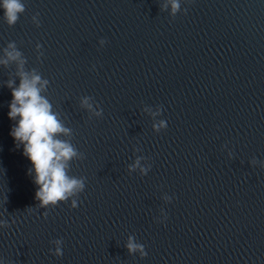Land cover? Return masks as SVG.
Returning <instances> with one entry per match:
<instances>
[{"label":"water","instance_id":"water-1","mask_svg":"<svg viewBox=\"0 0 264 264\" xmlns=\"http://www.w3.org/2000/svg\"><path fill=\"white\" fill-rule=\"evenodd\" d=\"M22 2L13 26L0 10V61L21 53L0 63V264H264V0ZM20 71L83 153L76 208L37 207L9 135Z\"/></svg>","mask_w":264,"mask_h":264},{"label":"clouds","instance_id":"clouds-1","mask_svg":"<svg viewBox=\"0 0 264 264\" xmlns=\"http://www.w3.org/2000/svg\"><path fill=\"white\" fill-rule=\"evenodd\" d=\"M0 10L2 18L9 25L13 26L19 19L20 14L25 11V4L22 0H0ZM181 11L180 0H172L171 16H175ZM186 11V9L184 10ZM32 21L39 27L37 16L32 17ZM100 45L103 46L105 41L101 39ZM13 49L7 53V60L0 63H7L8 60H18L21 53L15 50L14 44H9ZM41 47V45H37ZM42 54V53H41ZM24 61L20 60L22 68ZM19 85L13 87V82L9 81L7 87L11 90V101L8 104L7 116L9 120L14 121L10 128L9 135L12 137L15 147L22 148V155L31 163L32 167L28 169L27 174L32 176L34 185L37 186L34 198L39 202L37 207L47 208L55 207L58 203L68 202L70 207H77L78 194L84 191L86 186L85 177H76L69 175L70 162L75 159H83V153L79 152L76 147L69 141L61 140L56 134H69L71 129L66 128L58 115L52 111L50 102L40 93L48 84L47 80H42L39 74H29L20 71ZM91 97L85 96L82 100V106L92 109L88 101ZM161 108L154 115H160ZM94 115L99 118L102 116V109L94 111ZM166 127L164 120H159L152 125L154 132H159ZM142 157H138L136 162L128 166L129 172L139 166ZM142 168L141 173L144 175L149 170ZM170 198H168V201ZM46 215V213H45ZM166 219V216H164ZM8 222L0 219V227L7 228ZM55 247L50 249L52 255L60 257L62 255L61 239L51 241ZM129 254L140 252L144 257L146 252L142 244L134 242L133 237H129L125 245Z\"/></svg>","mask_w":264,"mask_h":264}]
</instances>
